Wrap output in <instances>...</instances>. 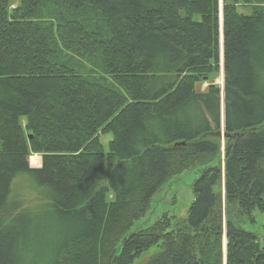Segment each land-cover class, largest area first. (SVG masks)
<instances>
[{
  "label": "trees",
  "instance_id": "16d2710c",
  "mask_svg": "<svg viewBox=\"0 0 264 264\" xmlns=\"http://www.w3.org/2000/svg\"><path fill=\"white\" fill-rule=\"evenodd\" d=\"M13 1L0 0V264H133L154 246L147 264H264L242 225L264 212V7L223 0L221 59L219 0ZM221 62L223 94L199 92ZM199 167L186 219L127 235Z\"/></svg>",
  "mask_w": 264,
  "mask_h": 264
},
{
  "label": "rangeland",
  "instance_id": "374dc122",
  "mask_svg": "<svg viewBox=\"0 0 264 264\" xmlns=\"http://www.w3.org/2000/svg\"><path fill=\"white\" fill-rule=\"evenodd\" d=\"M260 1V3H257ZM263 0H251L247 3L246 0H239L237 11L239 13L250 15L253 10L264 7ZM19 3L16 5V1L12 2V8H17ZM219 24H220V38H219V52L222 59V15H223V0H219ZM222 61V60H221ZM210 86H215L221 90L224 89V73L222 62L217 66L212 74L208 77H203L196 85L199 92H205ZM223 94V92H222ZM216 135V134H215ZM217 137H212L213 140L218 141L221 144V155L216 158V160L211 165H220L222 163L223 151L226 147L228 138L225 137L224 131H220ZM100 140L107 151L108 144L112 140V135L108 134L105 136H100ZM39 155L32 154L29 157V164L31 168H40L41 161ZM221 159V161H220ZM202 167L196 169H188L180 174L172 176L153 196L150 207L146 214L139 220L135 221L133 226L130 228L127 235L136 233L137 231L145 230L152 227L156 222H170L171 228L177 225L178 222L187 218L188 211L191 204L194 201V195L192 190V185L196 180L199 179ZM217 191H221L222 194V216L227 214V208L224 201V191L223 187L216 188ZM111 198V196H110ZM238 211V209H237ZM240 217V215H239ZM247 221L242 224L243 229L254 233L260 240L264 239V212L255 211L252 216L246 218ZM169 225V223H168ZM169 228L167 232H169ZM159 246H154L149 250L142 253L139 258H137L133 264H147L152 258L159 253Z\"/></svg>",
  "mask_w": 264,
  "mask_h": 264
},
{
  "label": "water",
  "instance_id": "95a60500",
  "mask_svg": "<svg viewBox=\"0 0 264 264\" xmlns=\"http://www.w3.org/2000/svg\"><path fill=\"white\" fill-rule=\"evenodd\" d=\"M20 0H16V5L19 3ZM29 139H31V136H29ZM40 161L42 163V157H40Z\"/></svg>",
  "mask_w": 264,
  "mask_h": 264
}]
</instances>
